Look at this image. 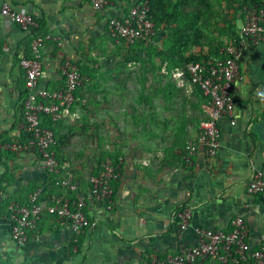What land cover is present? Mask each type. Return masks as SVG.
I'll use <instances>...</instances> for the list:
<instances>
[{
	"label": "crops",
	"instance_id": "1",
	"mask_svg": "<svg viewBox=\"0 0 264 264\" xmlns=\"http://www.w3.org/2000/svg\"><path fill=\"white\" fill-rule=\"evenodd\" d=\"M125 1L116 0L110 8L96 10L91 0H0V7L7 2L33 13L39 30L54 36L44 45L41 85L62 84L61 66L67 56L90 78L79 91V118L68 124L77 123L93 107L88 90L93 80L84 71L90 65L87 49L94 40L109 36V15L123 12ZM29 53L27 34L0 14V145L20 141L22 135L26 76L20 58ZM240 70L233 88L236 124L228 117L221 119L217 156L208 157L200 149L190 164L184 159L183 147L197 137L198 128L190 136L182 126L159 122L156 110H150L151 104L140 101L141 91L122 92L125 105L119 121L123 127L132 126L133 132L118 139L114 152L124 158L115 185V203H90L88 213L93 225L79 234H73L56 217L44 214L39 240L31 238L25 245L13 240L5 218L7 204L26 201L32 191L45 184L48 175L36 151L0 149V262L154 264L156 257L175 254L182 242H193L194 227H229L230 218L236 214L246 218L254 243L264 241V194L247 192L253 170L264 167V43L244 48ZM83 90L86 92L80 94ZM148 95L155 96L154 92ZM199 95L202 97L200 91ZM202 104L203 100V116ZM146 111L147 121L143 116ZM175 128L179 132L173 131ZM49 194L46 189L44 199ZM185 206L192 209L193 216L191 227L180 234L176 215Z\"/></svg>",
	"mask_w": 264,
	"mask_h": 264
},
{
	"label": "built area",
	"instance_id": "2",
	"mask_svg": "<svg viewBox=\"0 0 264 264\" xmlns=\"http://www.w3.org/2000/svg\"><path fill=\"white\" fill-rule=\"evenodd\" d=\"M91 2L94 9L104 10L115 4L116 0ZM125 2L127 7L123 12L109 15V36L126 45L153 41L159 28L151 18L150 1ZM0 14L20 26L30 44V53L20 58L26 76L20 129L29 137L24 141L2 144L0 149L34 150L40 157L43 171L48 176H55L53 187H48L46 181L42 187L32 191L26 201L15 200L7 204L5 218L11 236L19 245L27 244L31 238L39 240V224L44 214L56 217L73 234H79L93 225L88 213L90 203L111 205L114 202L115 184L121 177L124 158L121 155H117V159L107 156L96 172L85 179L65 171L66 163L60 162L56 151L59 142L57 134L62 126L79 118V91L90 78L80 70L75 60L67 56L61 66L62 84L56 87L41 85L45 66L44 45L54 36L39 30L38 18L33 13L13 8L7 2L0 7ZM238 16L236 36L226 40L217 54L189 62L185 67L169 68L168 62L163 64L162 71L171 76L179 87L187 92L197 88L206 97L197 137L183 147V156L188 164L192 163L200 149L208 157L217 156L221 147L220 120L228 117L232 124H236L233 88L241 76V53L248 45L264 43V0L245 4ZM47 120L49 124H46ZM49 188L54 191L44 199V192ZM247 192L252 195L264 194V167L253 170ZM192 216L189 206L177 212V230L180 234L191 227ZM229 223V227L225 228L194 227L193 242H182L175 254L165 258L156 257L153 263L194 264L214 260L222 264H241L252 260L254 264H264V241L253 242L251 228L244 215H234Z\"/></svg>",
	"mask_w": 264,
	"mask_h": 264
},
{
	"label": "rangeland",
	"instance_id": "3",
	"mask_svg": "<svg viewBox=\"0 0 264 264\" xmlns=\"http://www.w3.org/2000/svg\"><path fill=\"white\" fill-rule=\"evenodd\" d=\"M209 2L218 12L211 27L217 30L223 24L221 8L224 0ZM177 8L176 5L172 6L170 12L174 13ZM164 25L163 23L157 38L140 47L117 43L106 34L89 44L87 50L90 65L83 70L92 76L93 81L89 83L88 90L89 104L93 107L77 123L66 124L58 131L57 139L61 143L58 146V158L67 162L65 171L80 178L91 175L100 167L107 152H115L119 146L118 139L132 134V126L123 127L119 121L125 105L121 94L125 91H141L140 101L145 102V105L151 104L150 110H156V120L159 122L167 121L178 128L182 126L188 129L190 136L198 128L202 116L199 90L195 88L193 92H187L162 71L164 58L174 50L170 31L164 29ZM85 92L83 90L80 94ZM149 92H154L156 99L155 96L150 97ZM166 111L170 115H164ZM124 114L126 115V111ZM143 114L147 121L148 111ZM178 128L173 131L179 132ZM114 203L115 200L111 206ZM75 249L77 246L73 247L74 251ZM198 263L222 264L214 260Z\"/></svg>",
	"mask_w": 264,
	"mask_h": 264
},
{
	"label": "trees",
	"instance_id": "4",
	"mask_svg": "<svg viewBox=\"0 0 264 264\" xmlns=\"http://www.w3.org/2000/svg\"><path fill=\"white\" fill-rule=\"evenodd\" d=\"M149 1L151 5V18L156 22L159 30L164 23V29L170 31V39L173 42L174 50L166 55L164 61L168 62L169 68H174L185 67L189 62L198 61L207 58L209 55L217 54L226 40L236 36L239 10L245 4L261 3L263 0H224L221 8L223 24L217 30H213L211 27L213 26V19L218 12H216L209 0ZM174 5L178 8L174 13H171L170 9ZM141 44L147 43L138 42L131 46L140 47ZM195 48H200V50H196ZM199 91L202 93L201 90ZM201 100L206 101V97L202 95ZM47 123L49 124L50 121L47 120ZM28 137V133H22L20 141H24ZM57 148L58 145L56 146V151ZM107 156H112L114 159H117L116 153L111 154L107 152L102 160L104 161ZM103 161H101V165ZM60 162L63 163L61 160ZM81 178L83 179V177ZM54 183L55 176H48V187H53ZM49 189L50 193L54 191L53 188ZM241 264L254 263L252 260H249Z\"/></svg>",
	"mask_w": 264,
	"mask_h": 264
}]
</instances>
